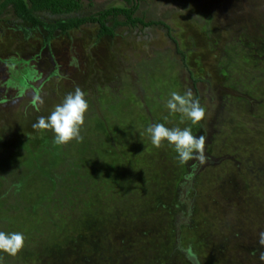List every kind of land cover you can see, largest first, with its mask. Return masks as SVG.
Here are the masks:
<instances>
[{"label": "rangeland", "instance_id": "374dc122", "mask_svg": "<svg viewBox=\"0 0 264 264\" xmlns=\"http://www.w3.org/2000/svg\"><path fill=\"white\" fill-rule=\"evenodd\" d=\"M109 6L124 2L92 0L81 14ZM134 15L168 28L98 37L86 23L44 43L10 8L0 15V231L25 237L0 264H264V0H139ZM77 86L83 140L55 145L32 125ZM187 90L206 109L197 125L165 107ZM153 123L204 135L206 162L155 148ZM26 180L48 183L24 199Z\"/></svg>", "mask_w": 264, "mask_h": 264}, {"label": "clouds", "instance_id": "9594fccd", "mask_svg": "<svg viewBox=\"0 0 264 264\" xmlns=\"http://www.w3.org/2000/svg\"><path fill=\"white\" fill-rule=\"evenodd\" d=\"M165 107L170 114L179 113L182 122L187 119L191 125L199 124L206 116L205 107L201 105L199 99L193 98L191 90H187L184 94L171 92ZM88 112L89 103L85 98V92L77 86L73 92L64 96L61 103L54 106L47 117L40 116L32 128L37 132L51 131L54 134L55 145H67L73 140L79 143L83 140L81 131ZM145 133L157 149L163 147L165 143L172 146L180 165L189 161H199L200 164L206 162V137L193 135L191 127L169 128L164 123H153L147 126ZM259 242L264 245V232L260 233ZM24 246L25 237L22 233L0 231V253L15 257ZM261 258L264 259V256ZM2 259L3 257H0V260Z\"/></svg>", "mask_w": 264, "mask_h": 264}, {"label": "trees", "instance_id": "16d2710c", "mask_svg": "<svg viewBox=\"0 0 264 264\" xmlns=\"http://www.w3.org/2000/svg\"><path fill=\"white\" fill-rule=\"evenodd\" d=\"M84 1H86L87 3L84 4ZM122 1L124 2V6H109L94 13L82 15L81 11L84 8V5H91L92 0H0V15L7 8H10L13 13L14 19L20 21V27L24 32H27L24 27H27L28 31L31 29L40 28L46 32L44 43H48V41L53 39L56 33L67 34L71 29L78 28L79 26L86 23L97 24L98 37L112 36L114 30L113 27L116 25H129L133 27L139 24L142 27H147L153 24H162L164 27L168 28V26L162 21H145L143 17L135 16L134 14L137 10L139 0ZM119 15L123 17L122 21L116 20ZM109 21H113L114 25L109 26L107 24ZM15 80L19 84L24 86L26 85L28 78H24L18 75L15 77ZM51 152L53 153L52 156H56V154H54L55 151ZM28 154L31 155V153ZM36 157L38 156L36 155ZM7 161L10 162V158L4 159V162L7 163ZM37 172L38 176H45L49 179L50 182H52L51 187H48L49 190L52 191L54 189L53 178L49 176V172H47L44 167H41L40 165H38ZM26 181L27 182L23 183L19 181L16 186L17 191L24 199H26L27 197L30 198L35 190H41V187L46 186L48 183H40L42 186L38 187L37 185L34 186L32 184L33 180ZM50 195L51 193L48 196ZM39 200L40 199L34 200V203L30 206H37L41 203V201L39 202ZM36 211L37 213L35 212V214H37V218L40 216L43 217L41 220H44L47 213L45 211L41 212L39 211V209H37ZM44 222H46V220L43 221V224Z\"/></svg>", "mask_w": 264, "mask_h": 264}, {"label": "flooded vegetation", "instance_id": "af4514ba", "mask_svg": "<svg viewBox=\"0 0 264 264\" xmlns=\"http://www.w3.org/2000/svg\"><path fill=\"white\" fill-rule=\"evenodd\" d=\"M13 14V13H12ZM21 25H18V28H21L20 27ZM82 26V25H81ZM80 27V26H79ZM78 27V28H79ZM25 29H26V31L28 32V29H27V27H24ZM75 29H77V28H75ZM20 30V29H19ZM71 30H73V29H71ZM18 62H20L19 60H18ZM26 73H29L28 71H23V70H21V71H19V75L21 76V77H27V74Z\"/></svg>", "mask_w": 264, "mask_h": 264}]
</instances>
